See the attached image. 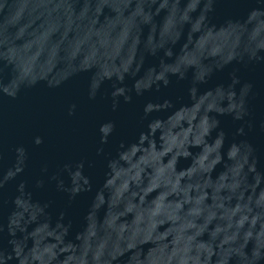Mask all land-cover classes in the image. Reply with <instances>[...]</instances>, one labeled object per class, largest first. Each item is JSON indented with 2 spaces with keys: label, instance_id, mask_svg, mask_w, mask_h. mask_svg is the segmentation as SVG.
<instances>
[{
  "label": "water",
  "instance_id": "water-1",
  "mask_svg": "<svg viewBox=\"0 0 264 264\" xmlns=\"http://www.w3.org/2000/svg\"><path fill=\"white\" fill-rule=\"evenodd\" d=\"M0 264H264V0H0Z\"/></svg>",
  "mask_w": 264,
  "mask_h": 264
}]
</instances>
